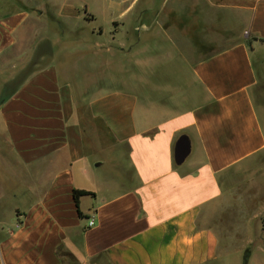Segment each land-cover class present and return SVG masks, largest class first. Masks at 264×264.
<instances>
[{"label": "crops", "instance_id": "crops-1", "mask_svg": "<svg viewBox=\"0 0 264 264\" xmlns=\"http://www.w3.org/2000/svg\"><path fill=\"white\" fill-rule=\"evenodd\" d=\"M113 1L0 0V264H264V230L233 250L210 218L222 177L264 152L248 42L264 0H243L246 40L133 76L114 69L132 40L116 42L125 17H101ZM75 190L94 193L84 219Z\"/></svg>", "mask_w": 264, "mask_h": 264}, {"label": "rangeland", "instance_id": "rangeland-1", "mask_svg": "<svg viewBox=\"0 0 264 264\" xmlns=\"http://www.w3.org/2000/svg\"><path fill=\"white\" fill-rule=\"evenodd\" d=\"M113 2L115 5L105 10L107 15L102 12L101 17H125L122 20L124 33L116 42L125 44L132 40V46H116V49L130 50V58L120 62L114 60V69L126 67L132 71L131 76L133 71L145 67L161 71L166 61L182 65L186 58L189 62H197L246 40L244 26L249 21L250 11L243 0H132L129 15H122V10L127 11L130 3ZM94 8L98 9L99 5L94 4ZM254 41L256 39H248L259 79L253 96L264 129V42L259 41L252 47ZM102 59L100 77L106 71V59L100 57L99 62ZM101 158L105 163L99 172L110 174L116 161L113 153H102ZM221 184L223 205L216 204L210 211V218L233 250H247L248 243L257 241L264 230V152L228 171Z\"/></svg>", "mask_w": 264, "mask_h": 264}, {"label": "water", "instance_id": "water-1", "mask_svg": "<svg viewBox=\"0 0 264 264\" xmlns=\"http://www.w3.org/2000/svg\"><path fill=\"white\" fill-rule=\"evenodd\" d=\"M190 154V144L186 137L181 138L176 144L175 160L177 164H181Z\"/></svg>", "mask_w": 264, "mask_h": 264}, {"label": "trees", "instance_id": "trees-1", "mask_svg": "<svg viewBox=\"0 0 264 264\" xmlns=\"http://www.w3.org/2000/svg\"><path fill=\"white\" fill-rule=\"evenodd\" d=\"M262 42H264V40H260ZM85 196H94V193H91V192H88V191H84V190H75L74 191V199H75V203L78 207V212H79V216L80 218L84 219L86 218L85 215H83V213L79 210V204H80V199L82 197H85ZM245 264L247 263V256L245 257Z\"/></svg>", "mask_w": 264, "mask_h": 264}, {"label": "built area", "instance_id": "built-area-1", "mask_svg": "<svg viewBox=\"0 0 264 264\" xmlns=\"http://www.w3.org/2000/svg\"><path fill=\"white\" fill-rule=\"evenodd\" d=\"M95 226V220L93 218L89 219L88 221V228H92Z\"/></svg>", "mask_w": 264, "mask_h": 264}]
</instances>
